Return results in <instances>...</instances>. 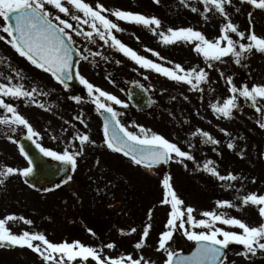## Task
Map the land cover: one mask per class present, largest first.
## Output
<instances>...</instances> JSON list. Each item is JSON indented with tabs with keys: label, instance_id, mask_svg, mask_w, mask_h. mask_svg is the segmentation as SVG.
Masks as SVG:
<instances>
[{
	"label": "rangeland",
	"instance_id": "374dc122",
	"mask_svg": "<svg viewBox=\"0 0 264 264\" xmlns=\"http://www.w3.org/2000/svg\"><path fill=\"white\" fill-rule=\"evenodd\" d=\"M123 1L128 2L133 13L158 18L161 26L157 31L166 33L168 28L191 27L202 32L208 39H215L221 34L223 19L218 14L205 13L201 0H186L184 4L180 0H159V3L154 0ZM192 7H196L198 11L193 12ZM236 7L240 8V12L235 11ZM227 10L232 22L239 26V30L245 31L246 35L254 31L258 36H264V10L255 9L247 3L241 4L240 0H233V6ZM249 12L252 13L251 24ZM3 23V18L0 17V26ZM151 27L155 28L154 25ZM136 28L141 29V32ZM131 34L127 47L138 55L170 69H174L175 64H180L185 69L203 68L208 73L207 82L200 85L203 91L190 90L189 85L178 84L154 70L142 68L128 57V60L120 56L114 58L116 66L114 72L118 79L125 83L134 80L142 83L155 101V106L144 117L135 115L128 107L113 104L115 110L123 113L121 121L126 126L134 122L163 135L182 150L189 151L194 156V161L185 160L181 164L173 160L164 169H152L148 172L111 152L103 143L102 125L94 107L83 100L77 103L69 99L79 92L64 91L54 79L20 57L10 45L0 41V58H3L0 73L4 76L12 75L14 77L12 83H24L28 89L35 86L48 93L37 95V101L45 104L47 110L23 98L3 99L12 103L18 112L29 120L33 128L40 133L39 142L44 147L63 151L73 141L76 131L87 133L95 144L84 146V153L78 157L75 172L69 173L72 177L70 182H92L97 188L92 190L90 187L88 191L68 188L63 192L55 191L40 195L25 185L21 176L14 174L0 186V219L15 215L32 221L30 225L19 219L9 222L8 226L15 234H21L23 231L39 232L54 243L80 241L86 246L97 248L105 257L117 258L120 255L131 254L134 258L143 256L154 264H163L165 256L156 251V248L170 212V206L160 203L163 199L161 182L165 175H170V182L178 197L184 201V206H191L196 210L194 216L197 219L204 218L201 215L204 211H217L226 212L250 226L264 223L256 206H243L240 211L235 207L225 209L217 207V201L227 200L240 206L241 200L237 197L250 193L264 195V129L257 123L261 114L255 111L250 102H245L243 97H239L242 104L233 111L232 119L218 118L211 108V104L222 103L232 95L227 83L228 76L233 77V82L238 87L245 84L249 87L264 85V54L253 50L240 64H236L232 57H224L223 62H214L215 66L208 68L203 57L194 52L192 43L177 42L165 45L159 35L143 25L135 27L132 25ZM0 35L6 34L0 32ZM231 35L233 39H239L235 34ZM243 42L247 43V40ZM153 52L159 53V56L153 55ZM117 60L121 61L119 65L116 64ZM9 61L13 68L22 71L25 76L23 81L15 78L8 67ZM78 70L93 85L115 95L127 104L125 92L116 85L105 82L89 69L83 71L79 66ZM221 72L224 73L223 77L220 75ZM145 76L148 79H145ZM0 82L7 83L3 77H0ZM82 91L87 94L83 86ZM81 112L87 128L79 120L74 119ZM3 115L11 114L0 109V116ZM202 131L208 132L219 141V144L204 143L205 138L199 134ZM5 132L0 128V165L19 169L26 167L27 162ZM15 133L18 136L26 134V129L21 126ZM52 136L58 139L53 140ZM229 142L234 144L233 149L228 148ZM74 143L79 146V141ZM208 160L214 161L220 175L227 176L231 173L238 179L221 181L212 177L203 171V165ZM72 183L68 184L69 187H73ZM100 193H103L104 198L110 195L112 201L120 203V207L109 213L105 207L91 202V199ZM65 195H72L71 203L63 207L61 201ZM71 207L76 209L75 214L71 215L69 212ZM150 210L152 215L149 220ZM149 223L152 227L145 247L136 250L134 244L140 240L143 227ZM216 226L228 231H242L219 223ZM132 228H135L136 232L132 233L130 231ZM121 230L124 235L121 234ZM108 243H115L116 247L108 249L106 247ZM192 245L193 242L184 238L180 232H176L171 247L183 253ZM226 251L227 259L224 264H264V250H258L255 257L249 254L250 259L238 255L243 251L241 245L231 244ZM0 264H43V261L37 253L26 247L16 246L9 250L0 247ZM88 264L95 262L89 260Z\"/></svg>",
	"mask_w": 264,
	"mask_h": 264
},
{
	"label": "snow or ice",
	"instance_id": "6c2138e0",
	"mask_svg": "<svg viewBox=\"0 0 264 264\" xmlns=\"http://www.w3.org/2000/svg\"><path fill=\"white\" fill-rule=\"evenodd\" d=\"M154 2L159 3V0H154ZM180 2L184 4L186 0H180ZM201 2L204 5L205 13L218 14L224 21L220 28L221 34L215 39H208L202 32L191 27L168 28L166 33L157 31L161 26V21L158 18L131 11L117 9L112 11L111 15L115 16L117 20L149 27L154 34L161 37L165 45L177 42L192 43L194 52L203 57L208 68H213L214 62H223L224 57H232L236 64H240L253 50L264 54V36H258L254 31H250L246 35L245 31L239 30V26L232 22L227 9L233 6V0H201ZM240 2L241 4L247 3L255 9L264 10V0H240ZM191 10L193 12L198 11L196 7H192ZM106 11L109 10L104 5L97 3L92 6L85 0H0V17L4 21L3 25L0 26V32L6 34L0 35V41L10 45L15 53L26 59L36 69L50 74L65 90L69 89L70 81L78 80L86 89L88 97L91 98V103L95 105L96 112L103 117V143L111 152L122 154L133 165L142 166L149 170L162 164H168L173 160L181 164L185 160L194 161L195 158L189 151L182 150L176 143L169 141L163 135L134 122L126 126L121 121L120 117L123 113L115 110L112 105H121L124 108H127L128 105L115 95L89 82L74 64V55H79L80 59L85 61L89 60L90 56L93 58L101 56L104 60H108V57L102 56L99 52H93L89 48H85L81 52L76 47L74 35L83 37L90 44H96V38H98L103 41L104 45L122 53L140 67L154 70L178 84H187L190 86V90L203 91L200 85L207 82L208 73L203 68L185 69L180 64H175L174 69H170L138 55L113 34V30L123 31V29L102 14ZM235 11L240 12V8L236 7ZM61 14L68 18H62ZM248 15L251 24L252 13L249 12ZM70 20L76 23L73 24ZM82 25H88L90 30L85 31ZM153 25L155 28L151 27ZM231 34H235L239 39H233ZM245 39L247 43L243 42ZM84 53L88 54L85 55ZM153 55L159 56V53L153 52ZM161 59L163 58L161 57ZM92 62L95 63V60L93 59ZM0 63H3V58H0ZM120 63L121 61H116V64L119 65ZM8 67L16 79L21 81L25 79L22 71L13 68L10 61ZM220 75L223 77L224 73L221 72ZM0 77L7 81V83L0 82V109L11 114L10 116H0V125L6 126L7 130L12 133H15L22 126L23 129H26V139L32 141L39 154L59 162L61 165L69 166L70 170L75 172L78 157L84 153V146L95 144V141H92L87 133L76 131L73 141L63 151L42 146L39 142L40 133L33 128L28 119L18 112L12 103L5 102L3 98H23L47 110L45 104L37 101V95H47L48 93L35 86L28 89L24 83H12L14 78L12 75L4 76L3 73H0ZM145 79L148 77L145 76ZM227 83L232 95L224 99L222 103L211 104V108L217 117L232 119L233 111L239 108L238 97H243L245 102H250L255 111L261 114L257 123L260 128L264 129V104L261 103L264 102V85L249 87L245 84L238 87L231 76L227 77ZM141 87L143 86L141 85ZM69 99L80 103L82 97L74 95L70 96ZM74 119L79 120L85 128L88 127L82 112ZM130 128L136 130L133 131ZM199 134L205 138L204 143L219 144V141L208 132L202 131ZM8 139L14 144L17 143V140L10 135ZM52 139L56 140L58 137L52 136ZM75 141H79V146H76ZM227 146L229 149L234 148V144L231 142ZM19 152L27 161V166L19 169L0 165V186H3L14 174L24 177V182L29 183L27 178L31 177L36 170L34 166L35 157L29 155L24 145L19 146ZM241 158H243V153H241ZM185 167L187 166L185 165ZM203 171L221 181L238 179L231 173L227 176L220 175L212 160L204 163ZM71 179L72 177L68 176L65 183ZM170 181V175H165L161 182L163 199L160 203L170 206L169 218L165 224V230L159 235L156 248V251L165 256L163 264H224L227 259L226 250L231 244L243 246V251L238 255H242L246 259L255 257L258 250H264V223L259 226H250L241 219L229 216L226 212L217 211H204L201 213L204 218L197 219L194 216L196 210L191 206H184V201L178 197ZM237 198L241 200L240 206L224 200L217 201V207L221 209L235 207L237 211H240L243 206H256L260 217L264 220V195L250 193ZM151 215L150 210L149 220ZM18 219L27 225L32 224L31 220H26L22 216L8 215L0 219V247H26L37 253L43 264H74V262L76 264H88L89 260L95 264H154V262L144 259L143 256L134 258L131 254L120 255L117 258L105 257L97 248L86 246L80 241L71 243L67 241L50 242L45 234L39 232L23 231L21 234H15L8 225L9 222ZM217 223L235 227L242 231L224 230V228L217 227ZM151 227L150 223L143 227L140 240L134 244L136 250H142L145 247ZM195 229L201 230L196 231ZM130 231L134 233L136 229L132 228ZM89 232L95 235L91 230ZM176 232H180L184 238L194 243L195 250L190 255H184L171 247ZM121 234H125L123 230H121ZM36 241L39 243H34ZM106 247L114 249L116 245L115 243H108Z\"/></svg>",
	"mask_w": 264,
	"mask_h": 264
},
{
	"label": "flooded vegetation",
	"instance_id": "af4514ba",
	"mask_svg": "<svg viewBox=\"0 0 264 264\" xmlns=\"http://www.w3.org/2000/svg\"><path fill=\"white\" fill-rule=\"evenodd\" d=\"M85 2L89 3L92 6H95L97 3L102 4L105 6L106 9H108L109 11H106L102 14L106 15L110 20H112L114 23H117L118 27L123 29V31H115L113 30V34L117 37V39H119L122 43H124L126 46H128L130 44V40H131V26L132 24H134L133 26L135 27L136 24L135 23H131V22H126V21H122V20H117V18L113 15H111L112 11H115L117 9L119 10H123V11H130V6L128 4V2H125L123 0H85ZM126 3V5L124 4ZM74 11V10H73ZM62 18H68V17H64L63 14H61ZM71 23L75 24L76 22L71 21ZM83 29L85 31L90 30L88 25H82ZM137 31L141 32V29H137ZM143 30V28H142ZM74 40L76 42V47L83 52V50L85 48H89L91 49L93 52H99L102 54V56H107L108 60H104L102 59L101 56H96L95 58L93 57H89V60L85 61V60H81L79 57V64L78 67L81 66V70H86L89 69L91 70V73H93L95 76L97 77H102L103 79L108 80L110 77H114L115 72H114V67L115 66V56H120L121 58H123V54L116 51L113 48H110L107 45H104L103 41H100L98 38H96L97 42L96 44H90L88 43L86 40L83 39V37L80 36H75L74 35ZM85 55H87L88 53H84ZM93 59L95 60V63H93ZM124 59L126 60V56H124ZM118 77V76H117ZM125 82H123V80H118L117 84L119 85V87H122L124 85ZM66 91H74V90H66ZM77 92H79V96L82 97V100H87L89 101L88 104L91 105V99H88L87 94L83 93L82 88H80L79 90H77ZM239 99V97H238ZM238 104L241 105L242 103H240V100H237ZM145 115H147V112L145 114H143L142 117H144ZM141 116V115H140ZM157 119H159V116L157 115ZM65 180H67V178L65 179H61L58 182H56L52 187H48V188H44L39 190L37 193L40 195H45V194H49L55 191H61L63 192V190H67L68 188H74L75 190H80L83 189L84 191H88V189L90 187H92V190H96V185L95 183L92 182H78V181H74L73 183L70 182V180L65 183ZM72 183L73 187H69L68 184ZM57 185H59V187H57ZM103 193L98 194L96 197L91 199V202H95L98 206H103L106 209L109 207V204L115 202L111 200V196L109 195L108 198H104ZM71 196L72 195H65L64 199L61 201L63 204V207L69 205L71 203ZM64 212H65V208H63ZM75 208L71 207L69 212L72 214H75Z\"/></svg>",
	"mask_w": 264,
	"mask_h": 264
},
{
	"label": "water",
	"instance_id": "95a60500",
	"mask_svg": "<svg viewBox=\"0 0 264 264\" xmlns=\"http://www.w3.org/2000/svg\"><path fill=\"white\" fill-rule=\"evenodd\" d=\"M77 62V55H74V64L76 65ZM79 83L78 80L74 79L73 81L69 82V88H78ZM127 99L130 105L137 111V112H144L145 110L149 109L152 106V101L147 94V91L141 87L137 83H131L127 89ZM103 121V117L101 116ZM24 145L26 151L29 153L30 156L35 157V172L34 174L27 178L29 181V185L33 187L40 188L44 187L48 184H52L55 180H57L60 176L66 174L68 172V166L61 165L59 162H49L39 154L38 149L35 148V145L32 141L26 139V136H23L21 139L18 140L16 146L19 150V146ZM167 164H162L157 167H165ZM119 206L118 203H115L111 207L110 210H114ZM3 248H12V246H5ZM195 250V245L192 249L189 250L188 253H184V255H190L192 251Z\"/></svg>",
	"mask_w": 264,
	"mask_h": 264
},
{
	"label": "trees",
	"instance_id": "16d2710c",
	"mask_svg": "<svg viewBox=\"0 0 264 264\" xmlns=\"http://www.w3.org/2000/svg\"><path fill=\"white\" fill-rule=\"evenodd\" d=\"M0 128H2L3 130H5L6 133H8L9 135H14V133L8 131L7 128H6L5 126H3V127L1 126ZM15 135H16V133H15Z\"/></svg>",
	"mask_w": 264,
	"mask_h": 264
},
{
	"label": "bare ground",
	"instance_id": "6f19581e",
	"mask_svg": "<svg viewBox=\"0 0 264 264\" xmlns=\"http://www.w3.org/2000/svg\"><path fill=\"white\" fill-rule=\"evenodd\" d=\"M145 170H147L148 172H151V170H149V169H145Z\"/></svg>",
	"mask_w": 264,
	"mask_h": 264
}]
</instances>
